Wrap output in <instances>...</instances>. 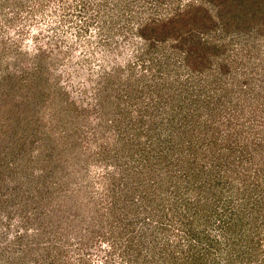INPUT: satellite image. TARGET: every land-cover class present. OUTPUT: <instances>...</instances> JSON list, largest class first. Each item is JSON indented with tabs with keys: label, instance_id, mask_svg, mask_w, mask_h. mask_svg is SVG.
I'll return each instance as SVG.
<instances>
[{
	"label": "rangeland",
	"instance_id": "obj_1",
	"mask_svg": "<svg viewBox=\"0 0 264 264\" xmlns=\"http://www.w3.org/2000/svg\"><path fill=\"white\" fill-rule=\"evenodd\" d=\"M203 1L0 0V264H124L118 246L106 244L128 236L123 225L158 219L161 190L186 186L153 155L168 148L160 142L167 133L193 134L177 127L188 99H199L183 89L187 79L201 90L220 78L224 102L244 108L228 114L235 139L227 127H206L218 108L195 103V149L213 160L173 165L177 176L191 187L201 166L216 163L207 168L212 181L234 169L239 181L252 165L262 177L247 193L264 202V35H203L227 46L200 74L189 59L179 62L171 40L150 47L138 38L145 22L182 15L190 3L210 13ZM136 207L146 210L138 216Z\"/></svg>",
	"mask_w": 264,
	"mask_h": 264
},
{
	"label": "trees",
	"instance_id": "obj_2",
	"mask_svg": "<svg viewBox=\"0 0 264 264\" xmlns=\"http://www.w3.org/2000/svg\"><path fill=\"white\" fill-rule=\"evenodd\" d=\"M206 1V5L211 10L210 13L208 9L190 3L182 15L178 13L166 20L150 19L145 22L137 29L138 38L147 42L150 47L156 42L163 44L171 40L170 48L177 49L182 59L179 62L189 59L192 71L200 74L211 66L218 48L227 46L222 41L218 43L206 41L203 35L215 32L217 38L227 34L234 36L240 32L245 33L249 29L257 30L259 34L264 35V0ZM180 29H183V32ZM222 49L225 50L226 47ZM221 65L226 74L229 67L222 62ZM188 80L184 83L185 85H182L183 89H187L192 94L196 93L199 99H188V102H194L187 103L190 111L178 119L180 123L177 121V127L178 129L183 127L184 131L188 128L189 133L192 130L193 134L188 136L185 132L183 135L179 130L176 137L171 132L167 133L160 142H168V148L156 150L153 155L158 158L160 164L171 167L168 170L166 166L163 168L168 172L167 174H172L179 181L182 180L186 186L181 185L184 190L177 189L169 194L164 189L167 184L160 181L164 191L161 190L154 196L161 201L163 207L158 219L150 223L144 220L141 225L134 222L136 228L132 226L130 230L124 229L125 225H123V229L120 230L126 231L125 234L127 233L128 236L118 238L116 244L114 242L106 246L109 248L118 246L119 253L125 259L124 264H264V212L260 213V210L264 208V202L256 201L247 193V191L259 190V178L262 176L257 175V170L255 168L252 170V165L248 166L246 169H250L249 175L235 181L238 171L234 169L231 174L224 172L225 176L222 175L214 182L207 172L214 170L213 166L220 164L211 163L206 167L200 165L202 169L196 173V180L199 184L192 183L190 187L189 180L178 177V172L173 168V165L179 168L183 162L198 164L203 158L213 160L212 153L195 149L199 141L195 138L197 127L195 125L200 116L196 102L200 100L207 102V109L212 104L213 109L218 108L216 119L221 113H226L227 119L220 122L206 116L204 120L206 127L209 128L215 126L214 128L232 129V119L228 117V114L229 116L232 113L237 115L239 111L242 113L244 108L241 103H236V109L239 108V110L238 112L236 109L233 111L235 104L229 103V105L224 102L222 97L223 94H227L228 90L224 88L225 84L220 81V78L216 80L217 83L207 80V88L203 87L201 90L191 88L193 87L192 81L188 83ZM161 122L165 125L163 120ZM158 135L160 137L161 132ZM240 135L239 131H230L228 137L239 139ZM208 142H213V140L208 139ZM245 143H248V140ZM208 167H210L209 170ZM251 171H254L253 176L250 175ZM144 181L141 178L137 184H142ZM198 187L199 189L193 194L192 191ZM238 192L243 195L239 196ZM141 200L145 201V198ZM174 203L179 206L176 212L172 207ZM140 208L135 209L138 216L146 210L145 207L143 210ZM168 213L175 219L176 228L172 229L166 222ZM213 223L216 226H213ZM108 262L109 259L106 258L104 263Z\"/></svg>",
	"mask_w": 264,
	"mask_h": 264
}]
</instances>
